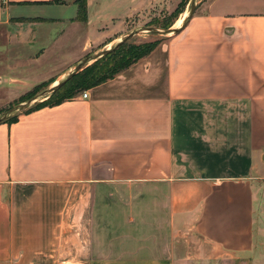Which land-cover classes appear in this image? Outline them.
I'll return each instance as SVG.
<instances>
[{"label": "crops", "instance_id": "crops-1", "mask_svg": "<svg viewBox=\"0 0 264 264\" xmlns=\"http://www.w3.org/2000/svg\"><path fill=\"white\" fill-rule=\"evenodd\" d=\"M52 1L0 0L30 53L38 26L60 27L37 64L68 41L74 60L107 49L169 5L86 0L83 22ZM48 73V88L67 74ZM83 92L0 124V264H264V0L203 1Z\"/></svg>", "mask_w": 264, "mask_h": 264}, {"label": "rangeland", "instance_id": "rangeland-1", "mask_svg": "<svg viewBox=\"0 0 264 264\" xmlns=\"http://www.w3.org/2000/svg\"><path fill=\"white\" fill-rule=\"evenodd\" d=\"M203 1L205 0L196 1V9L201 3H203ZM190 2L191 0H169L168 6H163L157 12L154 11L153 13H150L149 16L144 17L139 21H132L133 23L129 24V29L127 31L131 32L144 27L163 29L168 26H170L169 28L176 29L173 27L176 25L177 21L181 20L182 23L186 18L185 14L187 13L188 15L191 5ZM23 13L30 14L27 9ZM59 28L60 27L58 25L52 24H43L38 26L37 32L42 40L35 41L34 47L30 53L28 51L30 48L28 46V42H16L13 40V34L15 35L17 32L10 31L8 26L0 25V114L8 108L17 105L20 102L21 97L11 103H7L9 99L15 98L21 94L25 96L27 93L33 91L34 94L37 95L48 89L49 85L47 82L44 83V80L39 82L42 74L49 72L48 74L53 77L61 71H65L67 73L73 68L72 66L79 61L105 50L102 49L98 51L100 46H92L84 54H82L81 57L74 60L75 56L78 55V52H80V50H78L79 42L68 41L64 48L56 50V52H59V55H55L54 59L53 57H48L47 61L45 59L42 63L39 62V64H37V62L33 59V53L36 54L43 47H45L48 44L49 39L52 38L54 31L56 29L59 30ZM18 36L20 37L21 34ZM164 39H166L165 36L143 31L133 36L127 42L130 46L127 49L131 50V52L140 51L142 48H145L150 44L157 43L158 45ZM122 55H124L123 51H121L119 55L113 56V58L101 61V63L96 66V69L103 67V65L110 60L114 61L119 59ZM16 77H20L23 84H15L14 86L11 85V83L15 82L12 79H15ZM63 229L65 230V234L63 235L64 241L70 242V236H68L67 232L71 228L67 227L66 220L64 222Z\"/></svg>", "mask_w": 264, "mask_h": 264}, {"label": "trees", "instance_id": "trees-1", "mask_svg": "<svg viewBox=\"0 0 264 264\" xmlns=\"http://www.w3.org/2000/svg\"><path fill=\"white\" fill-rule=\"evenodd\" d=\"M52 2L60 3V0H53ZM75 3L78 7L77 20L84 22L86 20V0H76ZM169 27L170 26L165 27L163 29H168ZM156 45L157 43H153L145 48H142L140 51L134 52H131V50L127 49L128 47H130L127 42L120 45L114 51L108 53L106 56L98 59L97 61L93 62L91 65L87 66L86 68L78 72L76 75H74L60 89L53 93L47 100L34 105L33 107L25 110L21 114L30 113L44 107H52L62 102L71 100L81 92L113 78L119 72L128 68L130 65L134 64L143 57L147 56L156 47ZM121 51H123L124 55L120 56L119 59H116L114 61L110 60L106 62L103 67L96 69V66L101 63V61L113 58V56L119 55ZM34 95V91L27 93L25 96L21 97L19 103L30 99ZM19 115L10 118L4 123L10 124L15 122Z\"/></svg>", "mask_w": 264, "mask_h": 264}, {"label": "water", "instance_id": "water-1", "mask_svg": "<svg viewBox=\"0 0 264 264\" xmlns=\"http://www.w3.org/2000/svg\"><path fill=\"white\" fill-rule=\"evenodd\" d=\"M196 1L197 0H191V2H190L191 5H190V9L188 11V15L183 20L180 27H178L176 29H172V28L155 29L152 27H147V28L144 27V28H138L134 31L128 32L121 39H119L118 41L113 43L110 47H108L104 51H100L99 53H97L93 56H90L86 59H83V60L79 61L78 63H76L73 66V68L71 69V71L69 73H67L62 79H60L53 86L49 87L48 89H46L45 91H43L37 95H34L30 99H28L24 102L18 103L17 105H15L11 108H8L4 112H2L0 114V124L4 123L5 121L9 120L10 118H12L16 115L21 114L25 110L30 109L34 105L47 100L53 93H55L58 89H60L69 79H71L78 72H80L81 70H83L84 68L89 66L91 64V62L93 63V62L97 61L98 59L106 56L108 53L117 49L120 45L128 42L136 34L143 32V31H146L149 33H154V34L165 36V37H167V36L170 37V36L178 34L179 32H181L186 27L189 20L192 18L193 14L195 12V9H196Z\"/></svg>", "mask_w": 264, "mask_h": 264}, {"label": "bare ground", "instance_id": "bare-ground-1", "mask_svg": "<svg viewBox=\"0 0 264 264\" xmlns=\"http://www.w3.org/2000/svg\"><path fill=\"white\" fill-rule=\"evenodd\" d=\"M187 16V13L185 14V17ZM184 17V18H185ZM180 24H181V20H178L177 21V23H176V25L173 27V28H178V27H180Z\"/></svg>", "mask_w": 264, "mask_h": 264}, {"label": "built area", "instance_id": "built-area-1", "mask_svg": "<svg viewBox=\"0 0 264 264\" xmlns=\"http://www.w3.org/2000/svg\"><path fill=\"white\" fill-rule=\"evenodd\" d=\"M81 97H82V98H86V97H87V93H86V92H82V93H81Z\"/></svg>", "mask_w": 264, "mask_h": 264}]
</instances>
